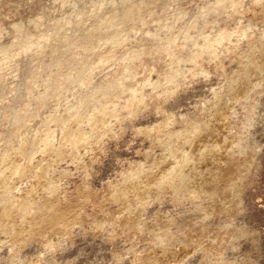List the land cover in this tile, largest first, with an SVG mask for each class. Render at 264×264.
<instances>
[{"label":"rangeland","instance_id":"rangeland-1","mask_svg":"<svg viewBox=\"0 0 264 264\" xmlns=\"http://www.w3.org/2000/svg\"><path fill=\"white\" fill-rule=\"evenodd\" d=\"M222 31L230 38L213 44ZM173 36V47L159 46ZM206 39L212 47L189 60ZM0 45V165L21 137L30 144L6 161L28 171L3 175L16 198L49 203L35 220L31 206L0 215L20 230L0 228V264H264V0H0ZM132 50L141 52L132 78L95 99ZM176 65L183 72L166 80ZM80 99L89 104L74 110ZM106 104L116 115L84 147L63 143L58 159L34 145L50 128L59 146L63 116ZM161 121L159 134L141 130ZM188 128L186 139L171 134ZM203 143L218 146L201 153Z\"/></svg>","mask_w":264,"mask_h":264},{"label":"bare ground","instance_id":"bare-ground-1","mask_svg":"<svg viewBox=\"0 0 264 264\" xmlns=\"http://www.w3.org/2000/svg\"><path fill=\"white\" fill-rule=\"evenodd\" d=\"M65 1V0H64ZM141 1V0H140ZM145 2V1H144ZM141 4V3H140ZM133 7V6H132ZM130 6V8H132ZM100 10V9H99ZM212 11H215L216 12V9H211ZM92 12V11H91ZM117 12L116 9L113 10V12L111 14H108V15H103L104 17L101 18V22L103 21H107V19L109 20L110 17H112L113 15H115V13ZM131 11L130 10H127L125 12V15L129 16L131 15ZM134 15V14H133ZM124 17V16H123ZM122 17V18H123ZM116 18V17H114ZM113 18V19H114ZM133 18V17H132ZM181 18V17H180ZM61 19V18H60ZM82 19V18H81ZM111 19V20H113ZM124 19V18H123ZM179 19V18H178ZM196 19V18H195ZM192 20L190 23H189V27L188 28H193V27H196V20ZM68 20V19H67ZM182 20V19H181ZM40 21V20H39ZM110 21V20H109ZM108 21V22H109ZM123 21V20H122ZM122 21H119V24L117 26H115L114 28H118L122 25ZM180 21V20H179ZM69 22V20L67 21ZM84 22V21H83ZM107 22V25H110V23ZM106 23V22H104ZM103 23V24H104ZM15 24V23H14ZM23 24V23H22ZM63 24V23H62ZM106 26V24H104ZM16 27H19V25H14V28ZM132 26H135V25H132ZM24 27V26H23ZM108 27V26H107ZM121 29V28H119ZM133 29V27H132ZM115 31V30H114ZM119 31V30H118ZM117 31V32H118ZM17 34V33H16ZM189 30L187 29L186 32L184 33V36L183 38L186 39L188 38L190 35H189ZM232 34V33H231ZM21 35V34H20ZM19 36V34H18ZM94 37H97L96 35H93ZM91 36V37H93ZM230 33L229 32H226V31H222L220 32L216 38L213 39V41L211 39H206L204 41V43L202 44L201 46V51H196L194 53H192L189 57V60L191 61H198V58L202 55L203 51L205 49H210L212 47V42L213 44L216 43V44H221L224 40L226 39H229L230 38ZM17 37V36H16ZM15 37V38H16ZM82 37V36H81ZM19 38V37H18ZM22 38V37H21ZM58 38V37H57ZM190 38V37H189ZM98 39V38H97ZM17 41V40H16ZM44 41H46V36H42L41 39H39L38 41H32V40H27V44L26 45H23V48L22 49H28L30 48L31 46H40ZM176 36H173L172 38H170L168 41L166 42H162L159 46H162L163 48H170V47H173L176 43ZM188 41V40H187ZM212 41V42H211ZM21 43V42H20ZM13 44V43H12ZM45 44V43H44ZM119 43H117L118 45ZM17 45V43H16ZM116 45V44H115ZM1 46V45H0ZM6 46V45H5ZM8 47V46H7ZM9 49V48H7ZM6 49V50H7ZM166 49V50H167ZM4 50V49H3ZM2 50V52H3ZM31 51V50H30ZM6 52V51H5ZM84 52V51H83ZM86 53V52H85ZM77 56H76V60L77 61H86L89 57V54H82L80 52L76 53ZM7 56V55H6ZM91 56V55H90ZM141 56V52L139 50H132L131 51V54L126 58L127 59V62L125 63V72H124V75L122 77H120L116 83L114 82H109L108 84H105V85H102L100 87H98L91 95L97 99L99 96L101 97H109L110 95V90L112 89V87L116 84V85H119V86H123L124 88V81L126 78H132V76L134 75V66H135V62L140 58ZM6 60V59H5ZM90 60V59H89ZM9 61V60H8ZM104 60L101 59L100 62H103ZM178 62H181V60H179ZM82 64V63H81ZM84 64V63H83ZM177 66V65H176ZM123 68V67H122ZM2 69V68H1ZM124 69V68H123ZM183 72L182 68L180 66H177L176 68L174 67V69L172 70V72L167 75L165 77L166 80L168 81H173L175 79V77L179 74H181ZM88 82V79L87 77H84L81 79V84H87ZM160 80H155V81H150V84L153 86V87H158L160 85ZM253 85V84H252ZM144 86V85H143ZM170 89V88H169ZM142 90V89H141ZM163 92V91H162ZM114 94V93H113ZM167 95H169V91H166ZM41 97V96H40ZM93 98V99H94ZM143 98V96L141 97ZM144 99V98H143ZM89 101L90 99L86 100H81L80 99V103L72 106L74 110H79L81 107L82 108H85L88 104H89ZM114 101V100H113ZM113 103V102H111ZM27 106V105H26ZM131 106V101L129 100L127 103H126V107L129 108ZM115 106L111 107L110 105L106 104V105H101V107H95L91 113L87 114V115H83L81 113H72L69 115V117H65L63 116L62 119H61V128H62V131H61V135H60V145L57 146L55 144V137H54V134H53V131L48 128V129H45L44 130V135H39L38 134V137H34V140H35V144L34 145H40L42 144L41 146V150L43 152H53L57 157L58 159L62 156L63 152H62V144L63 143H70L71 146H72V149H79L80 147H84V145H86L87 143L91 142V139H93V137H95V135L97 134L98 132V128L99 126L101 127V125H106L108 122H109V119L114 117L116 115V109ZM119 110V109H118ZM118 113V111H117ZM166 120V119H165ZM87 122L88 126L90 127L91 130L87 131V130H83L81 128V124L83 122ZM165 121H161L155 125H153L152 127H145L143 129H141L143 132H148L150 134L153 135V133H158V131H160L159 129L163 126H165L164 123ZM168 122V121H167ZM172 123V122H171ZM74 124H77V126H75V129L73 128ZM190 125V124H189ZM193 129L195 131H203L204 129H208L209 128V124L207 123H197V122H192L191 123ZM168 126V125H167ZM166 128V127H164ZM163 130V129H162ZM189 128L188 129H184V130H181V131H175V132H171V134H175L176 137L178 139L180 138H185V137H188L186 136V134L189 132ZM156 133V134H157ZM160 133V132H159ZM158 133V134H159ZM200 133V132H199ZM103 134V132H102ZM156 134H154V136L156 138H158L156 136ZM99 135V134H97ZM102 136V135H101ZM161 136V135H160ZM159 136V137H160ZM162 137V136H161ZM99 138V136H98ZM170 137H166L165 139H161V140H166V139H169ZM186 139V138H185ZM190 139V138H189ZM194 140V139H193ZM97 141V139H96ZM178 141V140H177ZM190 142V141H189ZM164 143V142H163ZM180 143V142H179ZM208 143V142H206ZM210 143V142H209ZM28 144H29V139L28 137H21L20 140L18 141V144L17 145H13L12 146V149H7L3 152L2 156H1V165H0V176H1V179H0V215L2 216H5V217H9L11 216V214L13 213L14 210H20L22 212H26L27 210H29L30 206H31V203L29 202V200H24V199H21V198H16L10 191V188H9V185L8 184L9 182H7V178L5 175H3L5 173V169L8 167H6V161L8 158H11V156L15 155L16 153L22 155L23 157L25 155H27V150H28ZM183 144V143H182ZM204 146L203 148L200 150L201 153H205L206 150L209 148V147H215V146H218V145H214L213 143H211V146L209 144H205L203 143ZM27 146V148L25 147L24 149L25 150H21L19 151V147H23V146ZM30 145V144H29ZM66 145V144H65ZM183 146V145H182ZM180 146V147H177L178 149L177 150H181V152L183 150V147ZM172 148V147H171ZM21 149V148H20ZM23 149V148H22ZM212 150V148H211ZM209 151V150H208ZM191 152V150L189 151ZM210 152V151H209ZM175 151L173 152L172 154V159L176 158L175 156ZM186 155H187V158H186V162L189 158V153L188 152H184ZM183 153V154H184ZM192 153V152H191ZM207 153V152H206ZM179 154V152H178ZM181 154V153H180ZM179 154V155H180ZM193 154V153H192ZM191 154V155H192ZM17 155V154H16ZM32 155H33V147H32V150L29 152V159H32ZM35 155V154H34ZM177 155V154H176ZM194 155V154H193ZM201 155H204V154H201ZM19 157V156H18ZM180 158V157H179ZM182 158V157H181ZM180 158V159H181ZM191 158V157H190ZM193 158V157H192ZM15 159V158H14ZM17 159V158H16ZM61 159V158H60ZM169 159V158H168ZM191 160V159H190ZM9 161V160H8ZM175 162H171V165L169 167V169L166 171V175H164L162 179H165V178H169L171 172L175 169L176 166L179 165V161L178 160H174ZM182 161V159H181ZM10 162V161H9ZM16 162V161H15ZM21 162V161H20ZM27 162V161H26ZM41 162V161H40ZM184 162V161H183ZM28 163V162H27ZM170 164V163H169ZM183 164V163H182ZM8 165V164H7ZM27 165V164H26ZM36 165V164H35ZM39 165V164H38ZM164 165V164H162ZM186 165V164H185ZM169 166V165H168ZM12 167V166H10ZM39 167V166H38ZM185 167V166H184ZM9 168V167H8ZM13 169L10 170V168L8 169V171L10 170V173L13 175V174H16L18 176L22 175V174H25L27 171H28V168L26 166H24L22 163H14L13 164ZM40 168V167H39ZM44 168V166H43ZM181 169V168H180ZM42 170V169H41ZM164 172V171H163ZM42 173L46 174V172H43ZM41 173V174H42ZM165 174V173H164ZM47 175V174H46ZM45 175V176H46ZM162 175V174H161ZM188 175V174H187ZM186 175V177H187ZM185 176V174H184ZM182 177V176H181ZM48 178V177H47ZM160 178V177H159ZM48 179H51V178H48ZM185 180V178H183ZM160 180V181H161ZM182 180V179H181ZM163 182V181H162ZM44 185L45 189H47L49 191V193H53L55 192L56 190V185L52 182V181H48L46 178H45V181H42L40 182ZM34 187V186H33ZM32 187V188H33ZM43 187V186H42ZM33 190V189H32ZM36 190V189H35ZM111 190V189H110ZM48 199V198H47ZM47 199L44 200L41 204L37 202V199L34 201V206L32 204L31 206V210H29V214L33 215V220H35L37 218V212L39 211V214L40 213V209L41 208H49V203H47ZM86 200V199H85ZM39 201V200H38ZM33 203V202H32ZM51 204V203H50ZM54 206V205H53ZM52 207V206H51ZM50 207V209H51ZM58 207V206H57ZM52 210V209H51ZM42 211V210H41ZM45 211V210H44ZM57 213V212H56ZM52 214V213H51ZM51 216V215H50ZM49 216V217H50ZM31 217V216H30ZM40 217V216H38ZM45 217V216H44ZM49 217L47 219H49ZM11 219V218H10ZM58 218L57 216H51L50 217V221L51 220H54L56 221ZM38 220V219H37ZM32 221V219L30 220ZM49 221V220H47ZM38 222V221H37ZM45 224V223H44ZM33 225V224H32ZM4 228V230H10L12 229L14 232L18 233L20 232L19 228L18 230H15V228H13L11 225H9L8 222H1L0 221V228ZM15 227V226H14ZM33 228V227H32ZM11 231V230H10ZM22 234V233H21ZM20 234V235H21ZM22 236V235H21Z\"/></svg>","mask_w":264,"mask_h":264}]
</instances>
